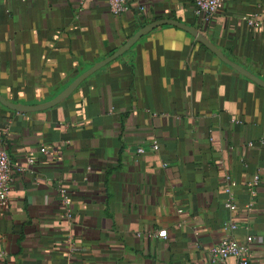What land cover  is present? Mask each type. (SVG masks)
<instances>
[{"label": "crops", "instance_id": "0c3cea01", "mask_svg": "<svg viewBox=\"0 0 264 264\" xmlns=\"http://www.w3.org/2000/svg\"><path fill=\"white\" fill-rule=\"evenodd\" d=\"M127 2L114 14L107 0H0L2 95L48 101L162 18L201 30L264 80V23H247L264 21V0H223L209 22L192 0ZM0 148L12 178L0 264H212L226 236L264 263V88L179 27L141 36L52 108L0 105ZM226 175L234 211L224 207Z\"/></svg>", "mask_w": 264, "mask_h": 264}, {"label": "built area", "instance_id": "2783aa9c", "mask_svg": "<svg viewBox=\"0 0 264 264\" xmlns=\"http://www.w3.org/2000/svg\"><path fill=\"white\" fill-rule=\"evenodd\" d=\"M193 1V13L196 17L200 18L204 22H209L213 15L217 12L218 8L222 4L223 0H192ZM109 10L114 14L124 13L129 10L127 0H107ZM143 10V7H140ZM247 23L252 26H258L264 23L263 20L254 16L247 20ZM159 148L156 142L151 144V149L157 151ZM135 152L137 155H142L145 150L142 147H138ZM28 163L33 162L31 153L26 158ZM225 180L228 186L225 189L227 194V199L224 202V207L230 211L236 209V205L233 202V195L231 193V188L234 185V181L230 175H226ZM11 161L9 159L8 153L0 148V211L7 204L8 192L11 185ZM258 183V176L255 175L251 182V185H256ZM60 199L62 205L65 209H68L70 200L65 189H60ZM66 216L69 218L70 214L67 210ZM236 228L233 224L224 225L225 230H234ZM159 237H165V230H160L157 232ZM247 242L252 241V237L248 236L246 238ZM5 257V252L0 248V261ZM228 258H233L235 260L234 264H252L248 257L247 247L241 246L233 237L226 236L220 239L215 245L210 249V261L212 264H229L227 262ZM264 264V263H261Z\"/></svg>", "mask_w": 264, "mask_h": 264}, {"label": "water", "instance_id": "95a60500", "mask_svg": "<svg viewBox=\"0 0 264 264\" xmlns=\"http://www.w3.org/2000/svg\"><path fill=\"white\" fill-rule=\"evenodd\" d=\"M163 24H170L176 27H179L190 35H192L197 41L202 43L207 49L213 52L216 57H218L221 61L232 67L237 72L241 73L243 76L247 77L254 83L258 84L259 86L264 88V80L260 79L259 77L253 75L252 73L248 72L241 66L234 63L232 60L227 58L222 51H220L207 37L206 35L196 27L184 24L183 22L177 21L171 18H162L154 20L150 23L145 24L142 27H139L136 32L129 35L125 42L119 46L115 51H113L110 55L105 57L104 59L97 61L91 65V67L80 75H78L71 83H69L66 87H64L57 95H55L52 99L37 103V104H23L20 102H15L7 97L3 96L0 92V105L7 107L10 110L19 112V113H28V112H35V111H42L49 108L54 107L55 105L61 103L64 99H66L72 92L76 90V88L80 85V83L96 72L98 69L103 67L105 64L109 63L110 61L116 59L117 57L121 56L124 52H126L141 36L147 34L152 29L161 26Z\"/></svg>", "mask_w": 264, "mask_h": 264}]
</instances>
